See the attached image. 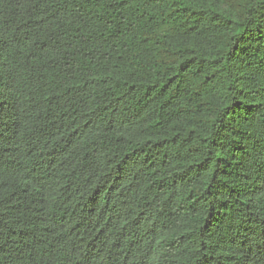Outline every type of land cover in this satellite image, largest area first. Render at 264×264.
<instances>
[{"label":"trees","instance_id":"1","mask_svg":"<svg viewBox=\"0 0 264 264\" xmlns=\"http://www.w3.org/2000/svg\"><path fill=\"white\" fill-rule=\"evenodd\" d=\"M0 264H264V0H0Z\"/></svg>","mask_w":264,"mask_h":264}]
</instances>
